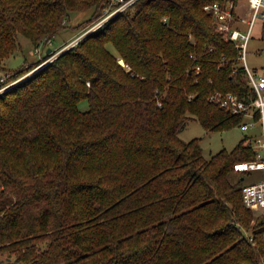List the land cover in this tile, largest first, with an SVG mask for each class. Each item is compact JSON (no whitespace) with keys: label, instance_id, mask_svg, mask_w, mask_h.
Wrapping results in <instances>:
<instances>
[{"label":"trees","instance_id":"1","mask_svg":"<svg viewBox=\"0 0 264 264\" xmlns=\"http://www.w3.org/2000/svg\"><path fill=\"white\" fill-rule=\"evenodd\" d=\"M110 1L0 0V62L19 35L37 48ZM216 1L137 0L0 94V264H264V215L230 181L254 150L244 139L207 160L180 137L191 119L236 128L210 96L251 90L205 10ZM53 53L4 68L0 88Z\"/></svg>","mask_w":264,"mask_h":264},{"label":"built area","instance_id":"2","mask_svg":"<svg viewBox=\"0 0 264 264\" xmlns=\"http://www.w3.org/2000/svg\"><path fill=\"white\" fill-rule=\"evenodd\" d=\"M137 0H111L105 9L102 22L95 29L102 27L107 21L135 4ZM214 18V22L225 38L235 43L241 52L240 61L245 68L250 92L240 95L234 92L211 94V102L220 106L229 114L242 117L237 127L243 131H251L245 139L246 146L254 150V159L234 165L233 173L243 178V200L248 208L264 215V75L253 71L247 64L249 44L257 24L264 23V0H221L205 7ZM100 19V20H101ZM50 45L52 40H48ZM44 42H42L43 44ZM40 44L36 53L43 50ZM199 70V68H198ZM21 78L9 86L24 80ZM1 82H5L2 78ZM0 88V94L6 91ZM247 180H249L248 183Z\"/></svg>","mask_w":264,"mask_h":264},{"label":"rangeland","instance_id":"3","mask_svg":"<svg viewBox=\"0 0 264 264\" xmlns=\"http://www.w3.org/2000/svg\"><path fill=\"white\" fill-rule=\"evenodd\" d=\"M93 12V10H87L84 12L72 13L70 20L65 23V28L52 39V43L48 45L49 41H47L42 44L46 46H41L43 52L40 55L36 53V46L29 38L24 35H19L20 48L14 55H11L4 61L0 62V82L3 78L5 82L1 83H6L9 79V75L12 74L10 71H8L9 73L4 71V68L7 70L16 71L25 63H28L27 65L37 64L40 60L43 61L45 59L48 50H52L54 53L49 59L34 69H29L30 71L26 72V74L21 78L26 79L32 77L41 69H43L47 63H51L62 52L75 46L81 39L98 30L94 27L102 22L101 16L92 22H88V20L92 17ZM261 30L262 24L259 23L255 28L253 38L249 44L247 64L253 71L264 75V42L261 39ZM109 48L115 52V48L112 45L109 46ZM241 65L244 66L245 63H242ZM11 83L6 85V87ZM11 87L12 86L7 87L6 90ZM79 106L85 111L88 109V102H81ZM250 133L251 131H243L240 127H236L227 131L210 132L207 131L200 122L191 119L189 120L186 128L180 132V137L186 142L194 139H200L203 155L207 160H209L212 156L224 149L227 151H232L242 140L246 139ZM239 178L240 177L235 175L233 172L230 175L231 183L237 182ZM248 182L249 180H247L246 183ZM4 259L5 258L0 255V261Z\"/></svg>","mask_w":264,"mask_h":264},{"label":"water","instance_id":"4","mask_svg":"<svg viewBox=\"0 0 264 264\" xmlns=\"http://www.w3.org/2000/svg\"><path fill=\"white\" fill-rule=\"evenodd\" d=\"M51 51H52V50H48V52H47V53H48V54H50V53H51ZM120 64H121V65H123V66H125V62H124V60H120Z\"/></svg>","mask_w":264,"mask_h":264},{"label":"crops","instance_id":"5","mask_svg":"<svg viewBox=\"0 0 264 264\" xmlns=\"http://www.w3.org/2000/svg\"><path fill=\"white\" fill-rule=\"evenodd\" d=\"M48 52V51H47Z\"/></svg>","mask_w":264,"mask_h":264}]
</instances>
